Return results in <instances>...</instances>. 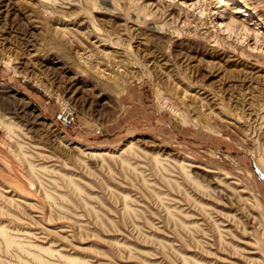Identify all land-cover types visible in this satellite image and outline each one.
Here are the masks:
<instances>
[{
  "label": "rangeland",
  "instance_id": "obj_1",
  "mask_svg": "<svg viewBox=\"0 0 264 264\" xmlns=\"http://www.w3.org/2000/svg\"><path fill=\"white\" fill-rule=\"evenodd\" d=\"M73 260L264 264V0H0V264Z\"/></svg>",
  "mask_w": 264,
  "mask_h": 264
},
{
  "label": "bare ground",
  "instance_id": "obj_2",
  "mask_svg": "<svg viewBox=\"0 0 264 264\" xmlns=\"http://www.w3.org/2000/svg\"><path fill=\"white\" fill-rule=\"evenodd\" d=\"M224 1H226V0H224ZM7 237V236H6ZM7 239V241H8V243H11V240H10V238L8 237V238H6ZM14 242H15V240H14ZM20 244V243H19ZM71 261V260H70ZM78 261V260H77ZM76 260H73V262L75 263V264H77L78 262H77ZM48 264V263H47Z\"/></svg>",
  "mask_w": 264,
  "mask_h": 264
},
{
  "label": "built area",
  "instance_id": "obj_3",
  "mask_svg": "<svg viewBox=\"0 0 264 264\" xmlns=\"http://www.w3.org/2000/svg\"><path fill=\"white\" fill-rule=\"evenodd\" d=\"M66 120H67L69 123H71V119H70V118H66Z\"/></svg>",
  "mask_w": 264,
  "mask_h": 264
}]
</instances>
